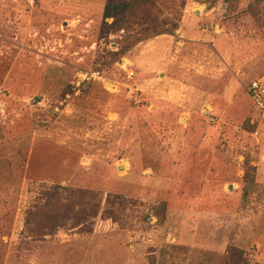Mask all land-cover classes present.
<instances>
[{"label":"rangeland","instance_id":"374dc122","mask_svg":"<svg viewBox=\"0 0 264 264\" xmlns=\"http://www.w3.org/2000/svg\"><path fill=\"white\" fill-rule=\"evenodd\" d=\"M262 76L264 0H0V264H264Z\"/></svg>","mask_w":264,"mask_h":264},{"label":"built area","instance_id":"2783aa9c","mask_svg":"<svg viewBox=\"0 0 264 264\" xmlns=\"http://www.w3.org/2000/svg\"><path fill=\"white\" fill-rule=\"evenodd\" d=\"M79 72H80L79 76L82 78V80L90 79V78H98L104 80L103 71L99 68H82L79 70ZM134 74L135 72L133 70L128 71L129 77H132ZM74 83H73V88L75 89L74 92L75 91L80 92V90L82 89L81 81L76 80L74 81ZM249 93L253 100V104L260 112L261 119L264 121V77L263 76L251 80L249 84ZM212 119L214 118L212 117Z\"/></svg>","mask_w":264,"mask_h":264},{"label":"crops","instance_id":"0c3cea01","mask_svg":"<svg viewBox=\"0 0 264 264\" xmlns=\"http://www.w3.org/2000/svg\"><path fill=\"white\" fill-rule=\"evenodd\" d=\"M161 35H164V34H161ZM161 35H159V36H161ZM161 54H162V52L157 51V50H156V52L154 54H150V53L145 54L146 55V58H145L146 59V63L149 62V65H150V67L148 66V68H145V71L147 70L148 72L150 71L151 73H159V75L162 74L160 72V70H164V67L161 64V62L159 60H157V58L160 57ZM154 57H156V59H154ZM153 61H154V63H152ZM131 70H133V69H131ZM151 77H153V76H151ZM146 79H150V77H148ZM206 112H208V111H206Z\"/></svg>","mask_w":264,"mask_h":264},{"label":"trees","instance_id":"16d2710c","mask_svg":"<svg viewBox=\"0 0 264 264\" xmlns=\"http://www.w3.org/2000/svg\"><path fill=\"white\" fill-rule=\"evenodd\" d=\"M116 7H117V4H111V2L110 3H108L107 5H106V9H105V16H116L117 14H119L118 12L119 11H114L113 10V8L114 9H116ZM113 13V14H112ZM84 88V87H83ZM82 88V89H83ZM253 125H255V124H253Z\"/></svg>","mask_w":264,"mask_h":264}]
</instances>
